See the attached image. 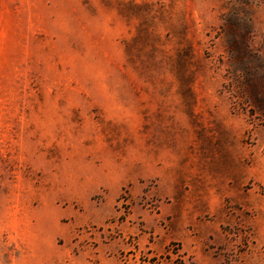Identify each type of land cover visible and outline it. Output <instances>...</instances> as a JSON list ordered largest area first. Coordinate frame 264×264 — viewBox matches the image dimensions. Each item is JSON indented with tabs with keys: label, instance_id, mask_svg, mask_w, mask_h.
<instances>
[{
	"label": "rangeland",
	"instance_id": "obj_1",
	"mask_svg": "<svg viewBox=\"0 0 264 264\" xmlns=\"http://www.w3.org/2000/svg\"><path fill=\"white\" fill-rule=\"evenodd\" d=\"M59 224L68 264L104 229L120 264H205L180 232L264 264V0H0V264Z\"/></svg>",
	"mask_w": 264,
	"mask_h": 264
},
{
	"label": "crops",
	"instance_id": "obj_2",
	"mask_svg": "<svg viewBox=\"0 0 264 264\" xmlns=\"http://www.w3.org/2000/svg\"><path fill=\"white\" fill-rule=\"evenodd\" d=\"M195 202L193 203V205ZM196 210V209H195ZM192 214L193 220L197 219L199 214L195 212ZM165 212L162 210V213ZM96 215H100L103 212L97 210ZM154 214H152V219L154 218ZM188 222V221H186ZM184 227L188 225V223H183ZM181 227H183L181 225ZM122 234L124 238H129L130 234L134 232V227H130L129 225H122ZM105 236L102 237L100 233L94 232V237H86L83 240L85 243L96 241L99 243V246L102 250H100V255L98 257L101 259L103 264H120V262L116 259L115 255L118 248H124L115 243L114 241L105 242L106 240V230L102 231ZM108 232V231H107ZM179 239L183 246L187 251L194 252L196 256L202 261H205V264H216L217 257L212 253V250H207L208 246L205 242V239L201 235L195 234L194 236L185 235L182 232L179 233L177 237H174L172 240ZM170 240L167 242L158 243V250L162 251L163 249L167 250V245ZM117 246H120L117 248ZM125 247L130 248V243L127 241L123 244ZM38 260L35 264H68V226L67 225H58L57 231L54 233H45L42 234L40 238V248L37 253ZM118 258V256H117ZM137 264V263H132Z\"/></svg>",
	"mask_w": 264,
	"mask_h": 264
},
{
	"label": "bare ground",
	"instance_id": "obj_3",
	"mask_svg": "<svg viewBox=\"0 0 264 264\" xmlns=\"http://www.w3.org/2000/svg\"><path fill=\"white\" fill-rule=\"evenodd\" d=\"M178 254V253H177Z\"/></svg>",
	"mask_w": 264,
	"mask_h": 264
}]
</instances>
